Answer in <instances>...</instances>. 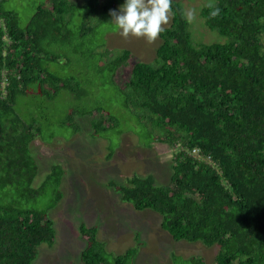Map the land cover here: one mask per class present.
Instances as JSON below:
<instances>
[{"label": "trees", "instance_id": "16d2710c", "mask_svg": "<svg viewBox=\"0 0 264 264\" xmlns=\"http://www.w3.org/2000/svg\"><path fill=\"white\" fill-rule=\"evenodd\" d=\"M11 1L0 0V264H32L39 247L53 245L48 212L61 199V168L53 165L36 187L29 145L36 137L47 144L55 138L40 136L64 95L76 102L97 98L85 106L67 103L61 126L73 135L79 131L73 117L96 112L90 136L108 141L109 157L112 130L117 137L134 132L145 147L163 143L178 149L166 186L136 176L125 185L108 183L122 203L158 215L160 229L176 243L216 248L210 264H264V0H213L204 6V27L224 39L211 44L193 40L185 12L172 0L170 24L157 37L152 61L134 62L128 50L98 53L92 69L100 79L94 82L97 96L50 69L61 59L78 65L65 47L72 44L68 25L79 8L68 0H39L22 22L8 7ZM116 2L91 0L80 7L85 18L77 37L96 29L84 25L89 18L98 17L99 26L111 21ZM125 66L128 78L117 80ZM112 105L127 114L125 128H117ZM78 231L86 240L82 264H132L135 248L114 256L97 240L95 227L81 223ZM179 257L171 254V264H206Z\"/></svg>", "mask_w": 264, "mask_h": 264}, {"label": "rangeland", "instance_id": "374dc122", "mask_svg": "<svg viewBox=\"0 0 264 264\" xmlns=\"http://www.w3.org/2000/svg\"><path fill=\"white\" fill-rule=\"evenodd\" d=\"M68 1L78 7L79 11L68 25V30L73 35L72 44L65 47V52L75 57L78 65L68 66L64 59H61L57 65H51L50 69L61 76L72 77L84 88L90 89V95H92L94 82L100 80L92 71L97 66L98 53L128 50L134 62L152 61L154 51L159 45L158 38L150 42L144 37L131 35L124 37L112 21L113 18L100 26L95 25L94 18L98 17L89 18L90 20L84 22V25L95 26L96 29L92 33H87V37H77L78 29L83 24L81 17L85 18V12L80 7L91 0ZM96 1L101 5L107 0ZM173 1H177L185 12L193 40L204 44L224 41L216 32L208 31L199 17L201 9L208 3L212 4L213 0ZM38 2L39 0H13L8 7L15 10L20 20L25 22L27 16L32 13L31 9ZM116 3L119 4L116 5L115 11L119 12L124 0H117ZM170 19L164 28L169 26ZM102 45L104 47H99ZM52 49L55 51L58 48L54 46ZM78 49L87 55L85 60L76 55L75 52ZM58 50L60 51V48ZM104 61L105 59H102V62ZM85 65L88 66L85 67ZM81 66H83L82 69L76 70ZM126 68L125 66L120 70L121 75L117 80L128 78L129 72ZM97 95L98 93L92 96ZM96 99L92 97L76 102L73 97L64 95L62 99L56 101L54 116L43 122L47 127L43 129V134L40 136L41 139L46 140L49 139L48 136L56 134L55 138L48 144L45 141L42 143L35 134L36 138L29 145L30 155L37 165L34 178L36 187L44 180L53 165H58L62 173L59 184L61 199L48 212V218L52 221L55 233L54 242L51 248L39 247L38 256L32 264H82L79 256L86 247V240L78 231L81 223L88 229L92 227L97 229V240L104 245L107 253L118 256L130 248H135L136 255L132 264H171V254L180 256L179 258L182 259L199 257L206 264H210L216 248L174 242L160 229L158 215L150 211L141 213L134 211L130 205L122 203L118 194L108 186L110 182L125 185L126 181L134 176L151 177L156 186H166L171 176V160L178 150L176 147H169L163 143H152L145 147L139 142L134 132L124 131L117 137L112 130L108 132V138L114 142L115 147L109 157L108 141L90 136L92 132L90 120L92 117H97L96 112H93L90 117L74 116L73 119L79 131L73 135L71 128L66 125L61 126L63 109L67 103L85 106V103L92 104ZM18 106L17 109H20ZM109 110L117 115L116 119L119 123L117 128H125L128 124L127 114H123L120 107L114 108L113 105ZM41 122L39 120V124ZM133 127L131 124V128ZM32 206L40 207L41 204H32Z\"/></svg>", "mask_w": 264, "mask_h": 264}, {"label": "clouds", "instance_id": "9594fccd", "mask_svg": "<svg viewBox=\"0 0 264 264\" xmlns=\"http://www.w3.org/2000/svg\"><path fill=\"white\" fill-rule=\"evenodd\" d=\"M171 6L172 0H124L119 12L110 15L124 37H144L151 42L169 23Z\"/></svg>", "mask_w": 264, "mask_h": 264}]
</instances>
